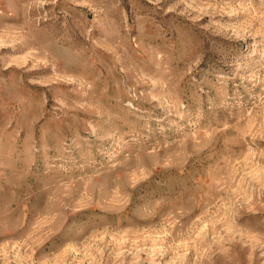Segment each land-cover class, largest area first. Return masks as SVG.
Listing matches in <instances>:
<instances>
[{"label":"rangeland","instance_id":"1","mask_svg":"<svg viewBox=\"0 0 264 264\" xmlns=\"http://www.w3.org/2000/svg\"><path fill=\"white\" fill-rule=\"evenodd\" d=\"M0 264H264V0H0Z\"/></svg>","mask_w":264,"mask_h":264}]
</instances>
